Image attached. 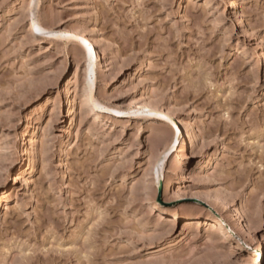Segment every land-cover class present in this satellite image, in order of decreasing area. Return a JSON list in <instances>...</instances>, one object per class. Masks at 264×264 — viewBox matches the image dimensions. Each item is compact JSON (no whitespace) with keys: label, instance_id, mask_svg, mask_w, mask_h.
I'll return each mask as SVG.
<instances>
[{"label":"rangeland","instance_id":"obj_1","mask_svg":"<svg viewBox=\"0 0 264 264\" xmlns=\"http://www.w3.org/2000/svg\"><path fill=\"white\" fill-rule=\"evenodd\" d=\"M259 244L264 264V0H0V264H253Z\"/></svg>","mask_w":264,"mask_h":264},{"label":"bare ground","instance_id":"obj_2","mask_svg":"<svg viewBox=\"0 0 264 264\" xmlns=\"http://www.w3.org/2000/svg\"><path fill=\"white\" fill-rule=\"evenodd\" d=\"M234 4H232L231 7H233ZM31 29L33 32L39 33L41 32V29L35 24L32 23L31 24ZM75 38L76 40L82 44L84 47V51H85V55L87 58V66L89 68H91L93 66V63L96 61L99 65H101V59H100V55L98 53V51L95 48V43L93 41H91L90 39H88L85 34L83 33H75ZM101 70H103L102 66H101ZM92 93H93V88L89 89V94L87 96L84 97L83 101H82V105L84 108H91V109H100L103 112H108L109 110L104 107L99 105V103L94 102L93 97H92ZM135 104L137 105H141L145 108H147L152 114L157 115L159 117H162L163 119H165L166 121H162L164 122V124L168 125L166 126L167 129L169 130L170 134H171V140L170 143L168 145V150H173L178 142V138L181 135V129L179 127V125L177 124V122H175V120L166 112H163L161 110H159L157 108V106L151 102H148L146 100L143 101H139L138 97L134 98ZM170 124H169V123ZM172 125V127L170 126ZM164 156L163 154L161 155V157ZM154 177L158 178L159 180H162V175L160 174V170L157 171V174L153 175ZM173 216H176V213L173 212ZM216 234L217 235H223L224 237H230L231 231L226 230V229H217L216 228ZM257 248L255 250H253L252 252V259L254 260L253 264H260V262L263 260V249L261 247V245H257Z\"/></svg>","mask_w":264,"mask_h":264},{"label":"water","instance_id":"obj_3","mask_svg":"<svg viewBox=\"0 0 264 264\" xmlns=\"http://www.w3.org/2000/svg\"><path fill=\"white\" fill-rule=\"evenodd\" d=\"M160 182V181H159ZM158 191H160V185H159V189H158Z\"/></svg>","mask_w":264,"mask_h":264}]
</instances>
